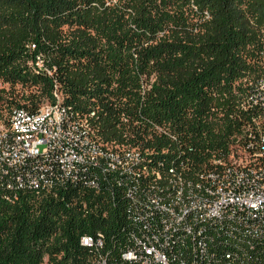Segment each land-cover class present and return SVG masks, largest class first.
I'll return each mask as SVG.
<instances>
[{"label": "trees", "instance_id": "trees-1", "mask_svg": "<svg viewBox=\"0 0 264 264\" xmlns=\"http://www.w3.org/2000/svg\"><path fill=\"white\" fill-rule=\"evenodd\" d=\"M261 78L264 0H0V82L10 88L0 100L33 113L56 89L103 143L138 148L170 194L167 183L247 142L264 107L244 111L238 100L264 95ZM116 174H106L116 194L133 185ZM66 201L27 193L10 204L0 185V264H97L98 250L80 242L97 235L108 264H133L123 260L136 228L124 202L114 197L104 218ZM204 233L205 254L168 235L170 264H264L263 231L230 222Z\"/></svg>", "mask_w": 264, "mask_h": 264}, {"label": "built area", "instance_id": "built-area-1", "mask_svg": "<svg viewBox=\"0 0 264 264\" xmlns=\"http://www.w3.org/2000/svg\"><path fill=\"white\" fill-rule=\"evenodd\" d=\"M36 61L37 66L43 69L42 57L37 56ZM52 96V104H45L42 110L37 111V116H29V110L14 106L11 111L21 110V121L13 130L2 127L0 132V176H4V183L0 185L5 200L10 204L19 202L27 193L44 198H62L63 201L69 197L66 207L73 211L81 209L96 215L103 214L107 218L108 207L115 205L114 197L118 198V202L127 205L128 220L132 226L133 219H140V228H134L128 238L130 260L148 258L161 260L163 264L165 238L176 234L173 225H181V230L190 231L195 253L201 254L208 250L203 240L208 233L197 230V223L220 222L221 226L239 222L253 233L264 232V194L257 187L254 191H247V184L253 183L255 177L264 178V174L255 172L256 164H264V117L252 118L247 142L238 137L224 154L211 156L208 165H213V171H218V162L223 157H231V165L241 164V160L254 161V168H244L251 171L248 180H239L232 175L230 167L227 183L221 184L217 197H207L204 186L195 187L193 199H183V178L167 183L173 184V192L172 195H165L163 179L154 170H151L149 178L133 173L134 185L120 182L118 186L122 190L116 194L117 185L110 179L106 181L110 168L131 171V164L142 157L127 146H124V158L110 156L104 146H100V151H93V136L76 133L71 126V115L65 114L64 97L63 100H56L55 90ZM55 101L63 102V114L55 113ZM255 101L256 106L264 107L263 94H257ZM238 104L241 107L240 99ZM84 161L99 162L100 174H79L80 163ZM69 171H78V179L74 184H63V176ZM35 184L51 185V192L37 194L34 192ZM84 188L91 192L90 196H86L90 206L83 198ZM138 198H147V205H140V213H133L131 199ZM135 239H143L144 247H135ZM80 242L98 245L93 263H112L101 253L105 242L103 235L95 238L83 236Z\"/></svg>", "mask_w": 264, "mask_h": 264}, {"label": "bare ground", "instance_id": "bare-ground-1", "mask_svg": "<svg viewBox=\"0 0 264 264\" xmlns=\"http://www.w3.org/2000/svg\"><path fill=\"white\" fill-rule=\"evenodd\" d=\"M256 85L264 89V78L257 80ZM256 94H261V92H257ZM55 98L56 100H63L62 93L58 92L56 89H55ZM240 101H241V109L244 111L250 107L256 106L255 96H252V95L251 97L240 98ZM46 104H52V101L48 100ZM43 107H45V104H41L37 111L42 110ZM21 110H27V109L25 107H21ZM21 110L10 111L6 123H2L3 121H0V132H2V127H6V130L14 129L15 125L18 124V121H21ZM37 111L33 113L32 112L29 113V116H37ZM55 113L63 114V102L62 101H55ZM65 114L71 115V126L74 127L76 133H89L90 135L93 136V151H100V146H104V148L107 149L110 156H113L115 158H124V146L126 145L106 144L105 142L103 143L96 136L95 129L94 127L91 126L92 121L90 122L88 118L81 117L79 114H74V115L70 114L69 109H67L66 107H65ZM93 115L94 113L91 114L90 117L93 118ZM127 147L133 148L131 146H127ZM133 149L136 150L137 156H141L142 158L137 159V163L131 164V171H129V169L110 168V173L112 172H116L117 174L119 173L120 176L133 180V181H134L133 173H137V175L142 176V178H149V176L151 175V172L148 170L146 166V161H147L146 158L143 157L142 153L140 152L138 148H133ZM230 167H231L232 175L237 176L239 180H248V178H251V171H247L244 168H254V161L253 160H241V164L231 165V157H223V159H221L220 162H218V171H213V168H211L209 170L198 171L197 173L194 174L193 179H191L190 181L185 182L184 181L185 179H183L184 186L182 187V198L183 199H193L195 196V187H204V186H205V190H207V197H217V194H219L221 191V184L227 183ZM92 170L98 171L100 173L99 162L84 161L80 163L79 174H89V173L91 174ZM255 172L258 174H264V164H256ZM159 173L157 172L158 177L162 179V176ZM180 178L182 177L179 176L178 179ZM77 179H78V171H69V173L63 176V184H74L77 181ZM0 183H4V176H0ZM255 187H257L258 191L264 194V178L263 177H255V179H253V183H248L247 191H254ZM167 191H164L165 195H172L173 188L171 191H169L171 192V194L168 193ZM34 192L37 194H45V193L51 192V185L35 184ZM140 205H147V198L131 199V207H132L133 213H140ZM133 223L136 228H140V219H133ZM218 224H220V222L197 223V230L204 233L208 231L209 229L213 228V226L215 227ZM173 232H176V234L180 235V237L178 236V239L184 240L183 237L190 239V231L181 230V225H173ZM81 244L84 247L95 248L96 250H98V245H96L94 242H85ZM167 244H168V239L165 238V247H167ZM135 247H144V240L135 239ZM192 249L195 251V243L193 242H192ZM168 254L165 251V264H170ZM123 260L128 261V263L130 262L133 264L134 263L136 264H163L161 260L148 259V258H139V259L130 260V249L123 256ZM97 264H105V262H98Z\"/></svg>", "mask_w": 264, "mask_h": 264}, {"label": "rangeland", "instance_id": "rangeland-1", "mask_svg": "<svg viewBox=\"0 0 264 264\" xmlns=\"http://www.w3.org/2000/svg\"><path fill=\"white\" fill-rule=\"evenodd\" d=\"M10 91V88L8 87V85L6 84H3L2 82H0V98H5V100H3L4 102H6V99H8L9 97L7 95H5L6 92H9ZM5 92V93H4ZM22 94L23 91L19 89H17L14 94ZM0 100V110H2V123H6L7 119H8V116H9V113L10 111L13 109V107L9 106L5 103ZM48 101L47 98H43L41 100V104H46ZM5 107V108H4ZM5 119V120H4Z\"/></svg>", "mask_w": 264, "mask_h": 264}]
</instances>
